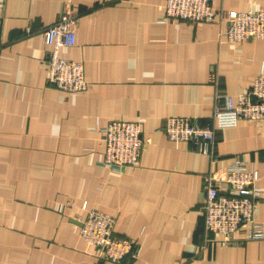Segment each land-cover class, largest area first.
Segmentation results:
<instances>
[{"label": "crops", "instance_id": "obj_1", "mask_svg": "<svg viewBox=\"0 0 264 264\" xmlns=\"http://www.w3.org/2000/svg\"><path fill=\"white\" fill-rule=\"evenodd\" d=\"M165 3L0 0V264H113L80 236L89 210L139 246L120 264H264V120L218 130L213 159L162 132L171 116L204 125L217 98L235 101L264 76V42L221 35L222 14L264 0H214L213 19L197 23L164 19ZM66 11L76 38L60 56L82 63V92L46 81L43 32ZM110 121L140 124L137 166L101 165ZM236 159L257 172L263 238L244 239L242 227L230 243L206 242V176Z\"/></svg>", "mask_w": 264, "mask_h": 264}, {"label": "built area", "instance_id": "obj_2", "mask_svg": "<svg viewBox=\"0 0 264 264\" xmlns=\"http://www.w3.org/2000/svg\"><path fill=\"white\" fill-rule=\"evenodd\" d=\"M214 0H166L164 19L192 23L210 21L215 16ZM225 22L221 35L231 43L246 40L264 42V7L245 12L222 14ZM77 17L63 12L43 32L48 47L44 66L49 85L65 93L82 92L88 88L81 62L60 56L63 48L72 47L76 38ZM215 83L216 77L210 75ZM264 120V76H258L251 87L233 101L224 97L214 102L211 115L204 125L194 119L171 116L165 119L162 132L169 142L188 143L197 153L213 159L212 149L216 132L236 127L240 122L259 123ZM104 152L101 165L120 171L139 164L148 140L143 139L137 122L110 121L102 129ZM257 172L247 169L239 159L233 161L222 174L210 172L206 176V195L203 204L205 241L230 243L234 234L246 228V240L263 238L261 225L255 221L254 211L261 190L257 187ZM83 208V207H82ZM84 209V208H83ZM80 222V236L96 249V257L104 262L120 264L127 256L137 257L140 248L136 242L114 235L115 220L111 216L89 210ZM214 239H211V241Z\"/></svg>", "mask_w": 264, "mask_h": 264}]
</instances>
